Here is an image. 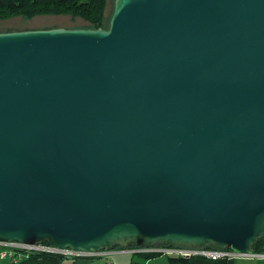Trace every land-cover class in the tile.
Returning <instances> with one entry per match:
<instances>
[{"label": "water", "instance_id": "1", "mask_svg": "<svg viewBox=\"0 0 264 264\" xmlns=\"http://www.w3.org/2000/svg\"><path fill=\"white\" fill-rule=\"evenodd\" d=\"M262 235L264 0L0 32V240L251 255Z\"/></svg>", "mask_w": 264, "mask_h": 264}, {"label": "trees", "instance_id": "2", "mask_svg": "<svg viewBox=\"0 0 264 264\" xmlns=\"http://www.w3.org/2000/svg\"><path fill=\"white\" fill-rule=\"evenodd\" d=\"M107 0H0V20L13 17H33L42 14H69L86 21L91 28L104 27V10ZM252 253H264V235L252 245ZM65 257L58 253L28 252L27 257L8 264H59ZM146 260L148 255H143ZM85 258V257H76ZM90 259V258H87ZM167 264H228L226 259H208L205 257H167Z\"/></svg>", "mask_w": 264, "mask_h": 264}, {"label": "built area", "instance_id": "3", "mask_svg": "<svg viewBox=\"0 0 264 264\" xmlns=\"http://www.w3.org/2000/svg\"><path fill=\"white\" fill-rule=\"evenodd\" d=\"M0 247H3V251L0 252V257H8L11 261H18L27 257L28 252H50L58 253L61 255L68 256L69 258L85 257L87 258H97L106 256L112 252H122L130 254H140L152 256L155 254H166L169 256H180V257H205L208 259H226L231 260L235 256H241L230 249L213 245L206 244L204 247L197 248L191 246H185L181 244H155L152 246H136L131 245L129 247H117L109 250H100L92 253H76L70 249H57L47 242H37L35 244H20L14 242H8L0 240ZM264 256L262 254H251L249 256ZM136 264V263H132Z\"/></svg>", "mask_w": 264, "mask_h": 264}, {"label": "rangeland", "instance_id": "4", "mask_svg": "<svg viewBox=\"0 0 264 264\" xmlns=\"http://www.w3.org/2000/svg\"><path fill=\"white\" fill-rule=\"evenodd\" d=\"M113 2L114 0H107V4L104 10V27L108 26V21L113 9ZM88 26L89 24L83 19L76 16H71L69 14H59V15L42 14L33 17L13 16L0 20V32L49 29L54 27L73 29V28H82ZM2 249L3 247H0V252L3 251ZM130 256H132L133 261L137 262L138 264H167L168 262L167 259L168 255L166 254H155L152 255V257L147 258L146 260L142 258L140 255H130ZM249 257H255V256H249V255L235 256L228 261V264H231V261L234 259L249 258ZM5 259H6L5 264H8L9 261H11L10 258L8 257H5Z\"/></svg>", "mask_w": 264, "mask_h": 264}, {"label": "crops", "instance_id": "5", "mask_svg": "<svg viewBox=\"0 0 264 264\" xmlns=\"http://www.w3.org/2000/svg\"><path fill=\"white\" fill-rule=\"evenodd\" d=\"M129 254V255H128ZM130 255H140V254H130L122 252H112L103 257L97 258H64L59 264H132L137 262L133 261ZM142 258L143 255H140ZM5 257H0V264H5ZM231 264H264V256H255L249 258H238L231 261Z\"/></svg>", "mask_w": 264, "mask_h": 264}]
</instances>
